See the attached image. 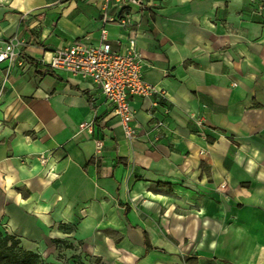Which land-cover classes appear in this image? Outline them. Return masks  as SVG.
<instances>
[{"label":"crops","instance_id":"obj_1","mask_svg":"<svg viewBox=\"0 0 264 264\" xmlns=\"http://www.w3.org/2000/svg\"><path fill=\"white\" fill-rule=\"evenodd\" d=\"M143 1L105 26L168 93L131 98L130 141L92 81L46 63L98 43L101 2L0 0V40L17 42L0 64V232L46 264H264V0Z\"/></svg>","mask_w":264,"mask_h":264},{"label":"built area","instance_id":"obj_2","mask_svg":"<svg viewBox=\"0 0 264 264\" xmlns=\"http://www.w3.org/2000/svg\"><path fill=\"white\" fill-rule=\"evenodd\" d=\"M99 1L102 4L104 27L98 43L93 44L87 39L76 41L56 49L46 63L51 70L67 72L74 77L92 81L121 120L126 138L132 141L137 138V128L134 125L136 111L131 104V98H158L159 101L154 102L156 108L161 102H167L168 93L150 84L144 78L146 64L137 50L136 41L130 40L127 50L120 52L113 47L105 28L107 24L116 23L127 26L130 23L128 20L109 17L108 13L112 4L145 8L144 1ZM16 44L15 39L0 40V64L15 62L17 59ZM94 123L95 121L85 122L80 128L81 130H93ZM198 125H204L202 119L198 120ZM155 126L161 128L164 122L159 121Z\"/></svg>","mask_w":264,"mask_h":264},{"label":"trees","instance_id":"obj_3","mask_svg":"<svg viewBox=\"0 0 264 264\" xmlns=\"http://www.w3.org/2000/svg\"><path fill=\"white\" fill-rule=\"evenodd\" d=\"M0 264H46L43 258L21 247L14 235L0 232Z\"/></svg>","mask_w":264,"mask_h":264},{"label":"rangeland","instance_id":"obj_4","mask_svg":"<svg viewBox=\"0 0 264 264\" xmlns=\"http://www.w3.org/2000/svg\"><path fill=\"white\" fill-rule=\"evenodd\" d=\"M51 261H52V260H51ZM51 261H50V260H47V263H48V264H52L53 261H52V262H51ZM54 262H55V261H54ZM54 264H56V263H54Z\"/></svg>","mask_w":264,"mask_h":264}]
</instances>
